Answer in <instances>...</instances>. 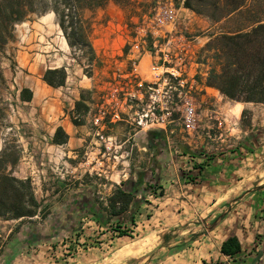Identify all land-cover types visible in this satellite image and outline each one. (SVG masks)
Masks as SVG:
<instances>
[{
	"label": "rangeland",
	"instance_id": "374dc122",
	"mask_svg": "<svg viewBox=\"0 0 264 264\" xmlns=\"http://www.w3.org/2000/svg\"><path fill=\"white\" fill-rule=\"evenodd\" d=\"M172 1L179 3L181 0ZM259 1L264 3V0ZM151 2L152 0H130V3L125 6L108 2L103 7L85 11L84 15L91 23L89 38L91 46L94 44L99 49L102 48V43L94 40L100 30H103L106 39L105 54L98 59L100 61L95 57L92 66L86 64L85 50L65 48L62 33L51 12H45L42 15L33 14L22 23L15 25L14 39L7 44L1 56V68L6 81V89L2 91V95L8 103V113L0 125V150L5 144L18 148L19 160L14 168V175L19 177L16 175L19 163H25L27 169L31 171L32 179L28 178L31 180L40 206L39 214L23 220L20 230L19 228L12 230L13 233L18 234L11 245V250L24 247L23 256L16 261L3 260V255L10 250V248L7 250L4 236L7 228L13 223L0 221V264H196L198 262L197 256L193 259L189 252L181 253L180 251L197 250L199 245L197 242L192 241V243L191 239L196 240L198 237L202 238L203 234L207 235L213 221L204 223L201 217H196L182 226L165 232L160 231L161 211L168 212L171 209L175 212L176 209L178 211L192 209L187 204L192 202L188 196L199 194L200 189L206 187L202 185L203 180L199 178L202 167L200 164L188 163L187 158H180L181 152L174 150L175 152L172 151L169 154L167 148H164L169 144L172 146V141L175 140L173 136L178 129L173 134H167V140L165 135L156 129L157 135L148 137L151 141L149 146L152 148L147 150V162L149 163L148 154L150 153L152 165L147 164L145 187L135 188L142 193L147 191V197L142 195L136 200V203L146 205L142 208L146 218L143 222L137 220L134 223L133 219L132 222L129 220L128 214L111 215L102 209L107 202L108 194L114 187L112 179L115 171L118 166L125 167L122 162L124 160L120 159L119 155H123L126 149L117 148V139L105 135L112 141L107 145L110 150L106 151L109 156L105 155L108 159H103L104 164H96L95 160L97 153L94 149L98 146L101 148L103 143L100 141L98 145H92L93 149L84 150L86 155L82 152L79 161L81 166L77 170H81L88 176L89 180L84 182L79 181L77 171L71 173L65 167L62 152L49 158L47 149L33 148L26 159H23L22 154L23 141L27 137H36L27 134L29 129L26 125H31L32 118L37 115V112L27 115L31 106L22 105L16 98L20 89L25 87L32 92L41 91L44 83L42 76L46 69L63 68L66 77L68 72L72 75L75 72L77 78L83 77L85 81L90 79L89 90H81L79 94L87 109L80 107L78 111H75L73 107L69 112L73 110L71 119L78 122L77 125L82 123L84 118L82 116L88 114L89 124L96 128L91 123V119L98 111L101 93L111 91L109 80L113 63L123 52L122 47L127 40V32L132 20L134 21ZM196 16L187 27L188 35L201 34L212 28L224 33L235 25L228 20L213 23L202 16ZM200 19L206 20V23ZM206 51L205 55L211 61V68L213 54L211 51ZM93 52L95 56L94 49ZM147 63L148 59L144 57L139 68L142 76L147 75ZM96 65L99 69L95 68ZM66 86L64 84L61 87L63 94ZM70 102L68 99L63 100V113L70 108ZM214 102L218 112L226 116L228 122L226 124L236 122L238 126L241 125L242 132L245 134L242 133L239 140L242 150L235 153L238 166L232 163L231 174L228 169L229 175L226 179H213L214 181L209 182L206 189L210 188L211 191L215 189V193H222L219 187L226 185L231 189L229 191L231 193L224 197L226 199L224 210L240 204L255 208L253 211L256 214L253 221L264 226V107L256 108L250 105L252 103H242L247 105H244V109L236 120L231 112L235 110L233 109L235 103L239 102L229 101L221 94L214 98ZM102 124L104 129L123 125L125 132L129 127L124 115L119 116L118 119L113 118L111 123ZM112 155L118 156V161H112ZM54 157L56 161L53 160ZM236 158L233 157V159ZM191 166L200 167V170L193 171L189 169ZM238 172L240 175H236ZM133 208L134 206L132 210ZM118 231H124L125 235H120ZM165 234L167 238L163 239ZM262 236L263 233L256 238L258 243L262 244L260 251L261 256L264 257ZM215 248L209 244L207 250L210 253V259L205 257V260L201 259L197 264H226L216 257ZM174 252L180 253L175 255ZM199 252L205 255L204 250ZM227 260L229 262V259ZM261 260L264 264V258Z\"/></svg>",
	"mask_w": 264,
	"mask_h": 264
},
{
	"label": "crops",
	"instance_id": "0c3cea01",
	"mask_svg": "<svg viewBox=\"0 0 264 264\" xmlns=\"http://www.w3.org/2000/svg\"><path fill=\"white\" fill-rule=\"evenodd\" d=\"M52 14L53 13H51V15ZM200 21L206 23V20L204 19H200ZM94 40L102 43V48L100 49L92 44V47L95 51V57L98 60L101 59V57H103L105 54L104 43L106 39L104 37L103 30L97 32ZM62 41L65 48H67L68 46L63 37ZM95 68H98L97 65ZM75 75V72H73V75L72 73L68 72L65 80V86H67L64 89V94L61 90V87L52 88L43 83L41 91L37 90L32 92V99L30 102L19 101L22 105L31 106V109H28L30 110V114L28 113L27 115H33L32 113L37 112V115L32 118L33 122L31 125H26V127L29 129L27 134H31L32 136L36 137H27L26 140L23 141L22 154L24 156L23 159H26V157H28L29 151L33 148H38L41 150L47 149L49 152L47 156L49 158L56 155L57 153L62 152V155H64L63 163L65 167H67L71 173L77 171V177L80 179L79 181L84 182L89 180L88 176L81 170H77L81 166L79 163L81 154L82 152L86 153L84 150H88V148L93 149V144L98 145V140L94 134L97 132L96 128L91 126V124L88 122V114L82 116L84 118L82 123L79 125H74L71 122L74 112L73 110L71 112L69 111L74 107V103L79 100L80 91H87V89L89 90L90 87V79H86L85 81L83 77L78 76L77 78ZM203 89L204 94L200 96L199 99L202 104L200 119L201 126H205L207 108L209 106L208 103H211L214 107V98L216 96H220V93L216 89L205 86V83L203 84ZM18 94L19 93L16 94L17 99ZM64 99L70 100L71 104L70 108L66 109L67 111L63 113L62 102ZM244 105L247 104L235 103V108H233L235 110H230L232 111L231 113L236 120H238L241 111L244 109ZM250 105H253L256 108L257 106L264 107L262 104ZM23 113L26 115L24 111ZM34 121H36V123ZM58 127H61L63 132L67 135V141L64 144H55L51 141L55 130ZM98 129H100L104 135H108L117 139V142L121 147L130 151V154L132 153L127 160L123 159L124 161H122L124 162V165L126 162L128 163V171L124 174L120 169L121 167L119 166L115 171L112 179L114 187L108 194L107 198L113 195L116 189H121L123 192L130 193L132 195V201L122 214H128L129 220H131V222L132 219L134 223L137 222V220L138 222H143L145 218V211L142 210V208L146 205L136 203V200H138L142 195L147 197V191L142 193L140 190L136 191L135 188H144L145 184L147 183V164L152 165L150 153L148 154L149 163L147 162V150H151L152 148V146H149L151 141L148 139V137L157 135V133L155 130L150 132H135L130 127H127V131L125 132V126L123 125H118L113 129H109L107 127L105 129L104 127H100ZM158 131L160 133L162 132L161 130ZM225 131L226 138L223 142L219 143L217 140H209L201 135L190 134L186 136L180 130L174 134L173 138L175 140L172 141V146L169 144V146L164 147L167 148L169 154H171V152L174 150L179 153L181 152L182 157L180 158H187L188 163H192L193 165L200 164L202 167L199 178L203 180L202 185H205L206 187L205 189H200L199 194H191L188 196L192 202H188L187 204L188 206H191L192 209L179 211L176 209L175 212H173L171 209H169L168 212L161 211L162 218L160 225H162V227L160 228V231L165 232L178 226H182L196 217H201L200 219L204 223L213 221L212 226L210 227L207 235L203 234L202 238L198 237V239L193 241L197 242L199 245L197 250H182L180 251L181 253L189 252L193 259L195 258L194 256H197L198 262L201 261V259L205 260V257L210 259V253L207 249H209V244H211L216 247V257L220 261L226 262V264H236L237 262H240V264H262L261 258H264L261 256L262 252L260 251L262 244L258 243L256 237L263 233L262 237L264 238V226H261V223L259 224L257 221H253L255 219L254 215L256 214V212L253 211L255 208H250L247 207V205L245 206L240 204L234 208L224 210L226 207V199L224 197L226 195H230L231 192L229 191L231 189L226 187L224 184L219 187L222 193H215V189L213 191H211L210 188L206 189L209 182H213L214 180H218L220 178L226 179L227 175H229L228 169L230 173V168H232V163L238 166V160L235 156V153H238L240 150H242L239 140L242 137V133L245 134V132H242L241 125L238 126L236 122L226 124ZM164 135L165 139L167 140V134ZM152 142L154 143V141ZM94 150L97 154L99 153V149L97 147H95ZM233 157L236 159H233ZM100 159L101 156H95V160L97 161L96 164H104L103 160L99 161ZM53 160L56 161V158L54 157ZM27 168L28 167L25 166V163H19L17 169L18 173H16V175L22 178H31V171H29ZM199 168L200 167H189V169H192L193 171H198L200 170ZM236 175H240L239 172L236 173ZM93 179L98 180L96 178ZM174 201L177 202V200ZM202 201L207 202L205 203ZM245 202L248 203L246 200ZM183 203L186 204V202ZM107 204L108 203L106 202L102 209L105 213L110 214ZM132 206H134L133 210ZM122 214H119L118 216H121ZM3 222L13 223L7 228V232L4 236L7 250L9 248L10 250L7 254L3 255V260L16 261L23 256L22 249L24 247H19L14 251L11 250V245L14 243V240L17 239L16 235L18 234L13 233L12 230L15 231V229L18 228V230H20L22 228L21 223L16 220ZM10 233L11 235L8 238ZM231 235L237 237L241 249L237 254L233 255L232 257H228L221 254L219 248L222 241ZM200 250L205 251L204 256L201 255L199 252ZM180 252H174L173 254L177 255ZM227 259H229V262Z\"/></svg>",
	"mask_w": 264,
	"mask_h": 264
},
{
	"label": "trees",
	"instance_id": "16d2710c",
	"mask_svg": "<svg viewBox=\"0 0 264 264\" xmlns=\"http://www.w3.org/2000/svg\"><path fill=\"white\" fill-rule=\"evenodd\" d=\"M108 2L125 6L130 0H0V125L8 113V103L2 95L6 81L1 56L7 44L14 39L15 25L33 14L53 13L67 46L85 50L86 64L92 66L95 56L89 40L91 23L84 13L103 7ZM183 6L213 23L228 20L235 24L205 45L206 50L213 54V66L207 74L205 86L216 89L229 101L264 105V3L259 0H183ZM65 80L63 68L46 69L42 76V81L52 88L62 87ZM81 98L74 103L75 111L80 107L87 109ZM18 99L30 102L32 91L21 88ZM71 122L74 125L78 123L73 119ZM51 141L55 144L66 143L67 135L61 127L56 128ZM18 160V148L5 144L0 150V221L16 220L22 223L39 214L40 204L30 178L14 175ZM131 201L130 193L116 189L107 199L109 213L122 214ZM118 233L125 235L124 231ZM164 238H167L166 234ZM240 249L237 237L231 235L222 241L219 251L232 257Z\"/></svg>",
	"mask_w": 264,
	"mask_h": 264
},
{
	"label": "built area",
	"instance_id": "2783aa9c",
	"mask_svg": "<svg viewBox=\"0 0 264 264\" xmlns=\"http://www.w3.org/2000/svg\"><path fill=\"white\" fill-rule=\"evenodd\" d=\"M195 18L183 0H152L132 20L123 52L113 63L111 91L101 93L98 111L91 119L97 130L95 137L103 143L97 147L99 161L109 156L107 145L112 139L98 128L121 115L135 132L156 129L170 135L178 129L186 136L201 135L219 143L225 140L226 116L208 103L205 126H201L199 101L211 66L205 44L221 32L212 28L188 35L187 27ZM144 57L148 59L146 76L139 72ZM129 154L126 150L119 158L127 160ZM112 159L118 161V156L112 155ZM128 167L126 162L121 171L125 174Z\"/></svg>",
	"mask_w": 264,
	"mask_h": 264
},
{
	"label": "bare ground",
	"instance_id": "6f19581e",
	"mask_svg": "<svg viewBox=\"0 0 264 264\" xmlns=\"http://www.w3.org/2000/svg\"><path fill=\"white\" fill-rule=\"evenodd\" d=\"M264 174V173H263Z\"/></svg>",
	"mask_w": 264,
	"mask_h": 264
}]
</instances>
